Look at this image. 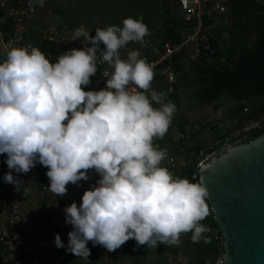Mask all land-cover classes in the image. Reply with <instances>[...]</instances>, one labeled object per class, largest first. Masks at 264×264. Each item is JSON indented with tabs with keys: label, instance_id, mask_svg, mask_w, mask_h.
Listing matches in <instances>:
<instances>
[{
	"label": "clouds",
	"instance_id": "obj_1",
	"mask_svg": "<svg viewBox=\"0 0 264 264\" xmlns=\"http://www.w3.org/2000/svg\"><path fill=\"white\" fill-rule=\"evenodd\" d=\"M36 2L44 7V0ZM66 2V19L81 26L78 18L67 16L71 6ZM227 3L217 37L221 35L225 42L236 21L230 12V0ZM175 12L183 16L178 3ZM147 25L150 26L143 17H128L123 27L95 29L94 37L81 26L75 29L72 40L83 37V43H91V47L71 49L53 63L48 53L28 44L12 48L0 62V155H7L9 169L4 182L20 191L25 182L13 172L27 174L40 163L48 169L49 190L63 197L67 185L89 179V170L101 177L98 186L84 192L79 206L73 202L64 209L65 222L73 228L67 229L66 250L80 258L90 256L89 241L108 251H115L130 239L137 245L157 248L161 243L178 245L180 236L191 232L194 243H211L210 237L204 235L211 228L201 223L209 213L207 188L202 182L176 176L177 167H162L167 150L154 143L155 139L164 142L176 105L165 102V92L151 89L153 66L140 58L138 50L129 51L127 59L120 55V49L129 42H145ZM101 42L106 46L103 50ZM105 63L114 69L107 87L85 91L97 65ZM214 114L195 119L215 124L219 120ZM195 119H189L187 130L196 127L192 126ZM236 130L231 131L234 136ZM217 142L219 147L230 143L227 139ZM218 148H201L204 154L199 151L197 168L201 159ZM178 155L185 161L181 165L191 163L189 155ZM196 178L200 179L199 173ZM54 243L57 248L65 247L59 233ZM51 251H56L55 255L49 254L51 259L62 257L59 250ZM219 258L216 264H228L230 259L227 253ZM205 264L212 262L207 260Z\"/></svg>",
	"mask_w": 264,
	"mask_h": 264
},
{
	"label": "trees",
	"instance_id": "obj_2",
	"mask_svg": "<svg viewBox=\"0 0 264 264\" xmlns=\"http://www.w3.org/2000/svg\"><path fill=\"white\" fill-rule=\"evenodd\" d=\"M67 1L70 2V0ZM99 1L102 3L100 10L109 12L103 21L107 23L111 22L113 17L115 19L116 15L111 16L108 21L106 20L117 9H121L122 13L124 10L127 13L131 12L132 18L143 17V22L149 24L153 29L151 38L158 44L166 41L178 44L187 29L183 16L175 12L177 0ZM230 3V12L232 16L236 17V21L228 31L229 40L225 42L220 35L216 42L215 53L204 55L202 52L195 59H191L185 51H182L172 63L174 69L180 71L176 83L178 88L173 95V101H171L176 105L173 117L179 120L180 128L187 125L189 121V118L184 114L185 103L179 95L181 92L179 88L182 87V82L186 79H189V83L196 85L191 91L192 94L188 95V102L192 101L196 107L211 103H215L214 107L221 105L226 120L221 123L216 121L214 124L210 120L195 119L192 126L196 127L185 130V140H177L175 147L171 148L173 152L190 156L191 163L183 165L181 171L175 175L187 178L194 183L200 182L199 178H192L191 175L193 172H197L196 164L201 148L208 146L218 148L220 143H216L217 140L227 139L232 142L240 136L264 127L263 121L259 126L243 131L237 136L231 133V131L241 128L244 122L248 124L250 120L258 119L264 111V0H230ZM66 14L69 16L70 11ZM76 14L78 15V13ZM155 14H158V22L155 21ZM110 25H118V22L117 24L111 22ZM81 26L90 31V35L93 37L96 35L95 29L107 27L106 25L93 26L91 19L82 21ZM119 26L123 27V23ZM29 40L34 47H39L37 44L43 41V38L39 32L31 31ZM100 45L106 48L102 42ZM187 62L188 68L186 69ZM222 97L233 100L230 102L219 101ZM244 99L248 102L243 103ZM246 105L250 106L251 111L248 114L239 113ZM191 106L192 104L190 108ZM162 139L165 141L164 138ZM220 148L222 147L218 149ZM35 168L37 169L35 177L37 186L39 187L43 182L50 185V180L46 175L48 169L40 163H37ZM39 203L45 206V197L41 198ZM206 205L209 213L201 223L210 226L211 232L204 235L210 237L211 243L205 244L203 240L194 243L191 239V232L182 234L178 245L167 246L161 243L157 248L147 245L140 246L134 239H130L127 241L125 249L118 248L115 251H108L103 246L94 245L89 241L87 246L91 250L92 262L94 264H205L207 260H211L212 264H216V261L224 253L223 237L207 197ZM44 223L47 228V237L59 233L61 239L66 241L65 250H59L58 254L64 258L63 264H72L71 253L66 250L69 232L66 230L64 233H60L55 224L45 219ZM183 258H186V261L183 262Z\"/></svg>",
	"mask_w": 264,
	"mask_h": 264
},
{
	"label": "built area",
	"instance_id": "obj_3",
	"mask_svg": "<svg viewBox=\"0 0 264 264\" xmlns=\"http://www.w3.org/2000/svg\"><path fill=\"white\" fill-rule=\"evenodd\" d=\"M177 3L187 23V29L178 44L168 41L158 44L151 38L152 29L147 25L149 34L143 44L129 42L125 48L120 49L122 59H127L129 51L138 50L140 58H145L153 66L151 89L165 92V102L173 101L176 90L178 71L172 66L174 58L182 51L191 58L202 52L204 55L214 53L228 5L227 0H177ZM67 8L66 0H44V7H40L36 0H0V62L6 59L12 48L28 44L33 46L29 40L31 31L41 34L43 41L37 45L52 57L53 63L57 62L61 54L71 49L91 47V43H83V37L72 40L75 29L81 26L66 19L64 12ZM100 48L105 49L101 45ZM97 69L96 74L90 78L91 83L84 87L85 91H99L107 87V79L114 71L113 67L105 63L98 64ZM153 106L159 107L156 104ZM187 128V125L180 128L179 120L173 117L170 131L164 137L167 140L174 138L175 141H184ZM159 140L155 139L154 143L167 150V157L161 166L169 170L175 169L179 161L178 153L173 152L166 142L160 143ZM199 151L201 155L204 154L203 149ZM6 160V154L0 155V264H63V257L51 259L47 251L65 250L66 241L62 240L64 248H57L55 236L46 235L44 219L55 224L57 231L69 230L71 225L65 222V208L58 205V209H54L48 205L46 198L45 206L39 203L48 193L50 185L43 182L37 186L35 167L27 174L13 172V175L25 182L21 184L20 191L16 190L15 185L5 183L3 177L9 171ZM202 161L204 160L201 159L198 165ZM88 175L87 181L82 180L76 184L79 192L75 202L78 206L82 203L84 192L94 185L98 186L97 182L101 179L95 170H89ZM191 176L196 178L197 173L193 172ZM126 246L127 242L119 249H125ZM71 258L72 264H94L91 255L85 259L71 253Z\"/></svg>",
	"mask_w": 264,
	"mask_h": 264
},
{
	"label": "water",
	"instance_id": "obj_4",
	"mask_svg": "<svg viewBox=\"0 0 264 264\" xmlns=\"http://www.w3.org/2000/svg\"><path fill=\"white\" fill-rule=\"evenodd\" d=\"M197 172L228 264H264V127L215 151Z\"/></svg>",
	"mask_w": 264,
	"mask_h": 264
},
{
	"label": "rangeland",
	"instance_id": "obj_5",
	"mask_svg": "<svg viewBox=\"0 0 264 264\" xmlns=\"http://www.w3.org/2000/svg\"><path fill=\"white\" fill-rule=\"evenodd\" d=\"M101 1L99 0H86L84 2V0H70V15L72 18H76V20H82L83 22H85L86 19H91V23L92 25H96V26H111L110 23H114L117 24L118 22V26L120 24H122L123 20L125 18L128 17H132V13L131 12H126L125 10L123 11V13L121 12V9H117L116 11H113V13L106 19L107 21L109 20V18L112 16L116 15V18L114 19V17L110 20L111 22H105L103 21V19L108 16L109 12L108 10L102 11L100 10L101 7ZM97 7V9H95ZM75 13V14H74ZM78 13V15L76 14ZM119 15V16H118ZM156 15V14H155ZM78 18V19H77ZM155 21H159L158 18V14L155 16ZM102 22H104L102 24ZM102 24V25H101ZM91 25V24H90ZM105 28V27H104ZM103 29V28H101ZM226 35V34H224ZM188 67H186L187 69ZM196 85L195 84H191L189 83V79L184 80V82H182V88H181V98L184 101V111H185V115L187 116V118L189 119H195L196 117H202V116H206V118L209 117H213V113L217 114L214 116V118L216 120L219 121H223L226 122L225 120V115H224V111L221 105H218L217 107H214L215 103H211L209 105L206 106H202V107H196L195 104L192 103V101L188 102V95L192 94L191 91H193L194 87ZM228 101L230 102L231 99L226 98V97H222L221 99H219V101ZM218 101V102H219ZM192 104L191 108L190 105ZM215 111V112H214ZM214 121V120H213ZM166 144L168 145V147L171 149L172 147H175V139L171 138L170 140L165 139ZM178 158L180 160L179 164L177 165V170L174 171L176 174H178V172L180 171V168L183 166L181 165L182 163H184V159L182 155H178ZM72 192V189L68 190V194H70ZM182 261H186V258H183Z\"/></svg>",
	"mask_w": 264,
	"mask_h": 264
},
{
	"label": "crops",
	"instance_id": "obj_6",
	"mask_svg": "<svg viewBox=\"0 0 264 264\" xmlns=\"http://www.w3.org/2000/svg\"><path fill=\"white\" fill-rule=\"evenodd\" d=\"M185 67H188V62L186 63ZM182 87H180L181 89ZM68 190L72 189V192L68 194V191L65 196L60 197L51 192L50 190L46 193L45 198L48 201V205L53 207L54 209H58V205H62L64 208L70 206L73 202H75V197L78 195L79 189L76 184H69L67 185ZM50 255H55L56 251H47Z\"/></svg>",
	"mask_w": 264,
	"mask_h": 264
},
{
	"label": "flooded vegetation",
	"instance_id": "obj_7",
	"mask_svg": "<svg viewBox=\"0 0 264 264\" xmlns=\"http://www.w3.org/2000/svg\"><path fill=\"white\" fill-rule=\"evenodd\" d=\"M243 103L245 102H248L246 99L242 100ZM251 111V108L249 105H246L244 108H243V111H239V113H242V114H248L249 112ZM258 113V112H256ZM264 111L262 112V114L258 117V119H252L250 120V122L247 124L245 123V125H243L241 128L237 129L236 130V134L239 135L240 133H242L243 131H246L250 128H255L257 126H259L260 124L263 123L264 121Z\"/></svg>",
	"mask_w": 264,
	"mask_h": 264
}]
</instances>
